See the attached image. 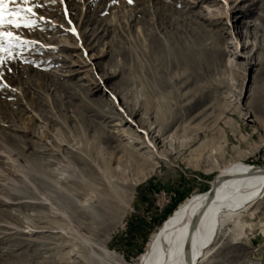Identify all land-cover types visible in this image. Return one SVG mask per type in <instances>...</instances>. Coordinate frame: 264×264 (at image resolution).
<instances>
[{
    "label": "rangeland",
    "instance_id": "obj_1",
    "mask_svg": "<svg viewBox=\"0 0 264 264\" xmlns=\"http://www.w3.org/2000/svg\"><path fill=\"white\" fill-rule=\"evenodd\" d=\"M28 6L0 26V264H139L221 169L264 166V0ZM239 220L198 264H264V196Z\"/></svg>",
    "mask_w": 264,
    "mask_h": 264
},
{
    "label": "bare ground",
    "instance_id": "obj_2",
    "mask_svg": "<svg viewBox=\"0 0 264 264\" xmlns=\"http://www.w3.org/2000/svg\"><path fill=\"white\" fill-rule=\"evenodd\" d=\"M229 14L230 10V21ZM157 132L158 141L164 131ZM214 185L210 196L196 194L177 208L153 234L139 264H198L207 260L222 230L232 222L240 225V213L264 196V166L235 162L221 169L211 187Z\"/></svg>",
    "mask_w": 264,
    "mask_h": 264
},
{
    "label": "snow or ice",
    "instance_id": "obj_3",
    "mask_svg": "<svg viewBox=\"0 0 264 264\" xmlns=\"http://www.w3.org/2000/svg\"><path fill=\"white\" fill-rule=\"evenodd\" d=\"M131 2V0H129ZM12 3H16V0H12ZM24 7L21 8L19 5L15 10L8 9L6 0H0V26L4 24L12 25L13 27L19 28L21 26L25 28H31L34 25V21L29 18V15H35L31 6H28L30 0H23ZM7 9V11H6ZM6 17H8L6 19ZM7 36L11 39H19V37H13L12 33H0V37ZM0 50L2 46H0Z\"/></svg>",
    "mask_w": 264,
    "mask_h": 264
},
{
    "label": "water",
    "instance_id": "obj_4",
    "mask_svg": "<svg viewBox=\"0 0 264 264\" xmlns=\"http://www.w3.org/2000/svg\"><path fill=\"white\" fill-rule=\"evenodd\" d=\"M215 187H216V185L212 186L210 189L207 190V192H206L207 196H210L214 192Z\"/></svg>",
    "mask_w": 264,
    "mask_h": 264
}]
</instances>
